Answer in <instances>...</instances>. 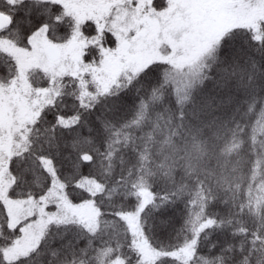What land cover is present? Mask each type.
I'll list each match as a JSON object with an SVG mask.
<instances>
[{"label": "snow or ice", "instance_id": "snow-or-ice-1", "mask_svg": "<svg viewBox=\"0 0 264 264\" xmlns=\"http://www.w3.org/2000/svg\"><path fill=\"white\" fill-rule=\"evenodd\" d=\"M261 121L264 0H0V264H264Z\"/></svg>", "mask_w": 264, "mask_h": 264}, {"label": "trees", "instance_id": "trees-1", "mask_svg": "<svg viewBox=\"0 0 264 264\" xmlns=\"http://www.w3.org/2000/svg\"><path fill=\"white\" fill-rule=\"evenodd\" d=\"M243 134V141L241 136ZM248 133L243 128L225 136L222 135L217 144L216 152L223 160H229L225 177L213 178V184L220 179L221 191L231 187L233 190L243 192L247 198L246 207L251 205L252 214L257 218L264 208V121L259 122L251 130V138L255 144L252 151L248 150ZM229 148L232 149L229 152ZM215 166V159L211 161ZM237 184L240 185L237 188Z\"/></svg>", "mask_w": 264, "mask_h": 264}]
</instances>
